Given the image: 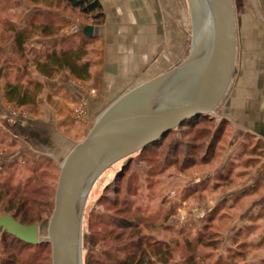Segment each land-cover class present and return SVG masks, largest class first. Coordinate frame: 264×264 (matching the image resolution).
Here are the masks:
<instances>
[{"label": "rangeland", "instance_id": "rangeland-1", "mask_svg": "<svg viewBox=\"0 0 264 264\" xmlns=\"http://www.w3.org/2000/svg\"><path fill=\"white\" fill-rule=\"evenodd\" d=\"M22 1L0 0V46L5 44L10 34L5 30L11 23L10 20L14 17L18 19L19 11L10 13L7 11L8 7L19 8ZM28 3L43 8L31 1ZM236 3L238 7L237 19L241 17L242 13H246L249 8H252V0H236ZM161 6L164 7L168 29L171 30L177 50H179L178 43L181 32L184 39L186 36L188 37L185 56L179 58L177 52L175 60L173 59L175 62L173 67H175L189 56L193 48L194 13L190 0H161ZM33 13L34 10L28 17V21ZM53 14L57 17L46 16L44 18L48 20L54 18V22L63 25L59 33V45L66 46V42L69 41L77 42L85 35L81 33L82 28H85L82 21L88 23L89 20H86L78 11H72L68 6L61 4L54 6ZM0 51H5L4 46ZM1 56L5 59L4 55L1 54ZM16 106L11 109V112L6 113V119L19 126L18 124H23L24 111ZM78 109L85 110L86 114L83 118L77 116ZM217 110L218 108L215 111ZM75 115L81 121L87 119V104L85 102L75 109ZM214 115H211L212 119L209 120H203L205 117L195 118L201 120L198 127L192 129L189 125L179 126L162 140V146H156L149 152L139 151L133 154V159L123 174L120 175V170L127 159L120 160L102 173L95 181L85 205L82 235L84 262L87 257L104 254V251L109 249V247H104L109 239L104 242L101 239L102 235L109 236L117 218L124 216L132 220L134 227L131 228L127 226L128 224L123 223L121 228L116 229L117 233L127 234L120 240V244L124 240H128V235L131 232L135 233L138 230L141 231L140 237L148 242H154L157 239H180L175 259L169 263L157 262V264H175V260L180 259L181 255L186 252L184 238L192 240L193 246L197 249L196 255L202 264H264V202L254 204L251 210H247L252 203L245 201L254 197L257 187L246 190L247 195L251 197L241 198L239 195L233 201V208L228 206V201L223 209L218 207L217 215L212 207L213 202L204 204L205 202L202 203L198 200L205 195L201 193V186L199 187L195 183L197 180L194 169L196 164L201 163L208 144L213 142V136L218 134L221 126H224V131L222 130L220 136L221 142L216 144L215 156L218 147H223L230 142L228 138L231 136V132L226 129V121L223 122L221 117L218 118ZM0 119L2 122L3 118L0 117ZM192 120L188 122L190 123ZM2 125L0 123L2 131L0 133V179L13 184L25 181L31 174L32 167L39 166L47 173L44 179L46 188L41 197L44 200H50L53 185L55 184V190L57 188L63 160L75 144L87 136L89 126L80 125L84 127H82L83 132L78 136H76L78 133L69 131L67 132L68 137L53 138L52 142L55 148L48 152L33 146L35 141L21 134L17 126L13 127L12 131H5L7 132L5 133ZM224 132L226 133L224 134ZM191 142L197 143L198 147L192 149ZM174 147L175 149H173ZM45 148L47 147L44 146ZM191 154L192 158L189 157L186 165L188 170H183L186 155ZM213 188L215 187L209 185L206 190L211 191ZM41 213L45 219L38 222L40 243L34 247H28L21 243L13 245L14 250L19 251L18 264H52V246L47 241H41L48 235L47 222L52 214L46 217L45 212ZM211 213H214L216 217L209 219ZM2 215L4 214L0 210V217ZM151 216H154V220H150ZM208 223L212 224V228H205V224ZM227 225L230 228H227ZM240 226L246 227L243 233L236 235L238 230H235L236 234H233L234 228L232 227L238 229ZM247 226H252V228L247 229ZM204 230L206 237L202 236L198 241L196 238ZM3 235L4 232L0 230V260L12 252L7 248L12 238L4 241ZM235 236L238 238L235 239ZM209 241L213 242V245H208ZM27 256L31 260L25 261Z\"/></svg>", "mask_w": 264, "mask_h": 264}, {"label": "crops", "instance_id": "crops-1", "mask_svg": "<svg viewBox=\"0 0 264 264\" xmlns=\"http://www.w3.org/2000/svg\"><path fill=\"white\" fill-rule=\"evenodd\" d=\"M99 2L105 14L104 23L97 25L81 20L85 28L88 25L95 27L93 44L87 56L91 65L89 80L78 79L68 70L52 79L43 78L45 89L37 104L18 107L4 96V66L0 65V117L3 118L0 123L3 124V132H10L17 126L6 119V113L16 106L24 111L23 124L17 126L21 134L33 139V146L37 149L52 151L55 148L53 138L68 137L69 131L78 133V136L86 125L90 130L102 110L119 95L170 70L175 64L173 59L177 52L179 58L185 56L188 37L184 39L181 32L177 50L161 0ZM251 7L236 21L233 79L215 112L218 118L227 121L230 142L218 147L217 155L209 163L195 168V183L201 186V193L205 195L198 200L204 204L213 202L216 215V209H223L227 201L228 206L233 208V201L239 195L241 198L251 197L246 193L250 188L258 189L253 198L245 200L252 203L247 210L264 202V0H252ZM8 8L10 13L19 11L18 19L14 17L10 20L17 29L27 26L33 10L41 9L27 0H23L19 8ZM237 8L236 3V15ZM45 11L54 12V8ZM84 29L81 32L83 35ZM59 33L51 37L36 35L28 45L39 49L58 44ZM14 39L12 31L3 44L5 51H0L5 56L4 63L12 54ZM82 102L87 104V119L81 121L75 115V109ZM44 146L47 148L44 149ZM209 185L215 188L206 190ZM215 214L211 213L213 217L209 216V219L216 217ZM227 228L230 226L227 225ZM232 228L234 234L237 229Z\"/></svg>", "mask_w": 264, "mask_h": 264}, {"label": "water", "instance_id": "water-1", "mask_svg": "<svg viewBox=\"0 0 264 264\" xmlns=\"http://www.w3.org/2000/svg\"><path fill=\"white\" fill-rule=\"evenodd\" d=\"M190 1L195 36L189 56L119 95L63 160L48 235L41 239L52 246V264H84L85 205L103 172L189 120L214 115L223 102L235 70L236 0ZM94 31L88 25L84 34ZM0 230L40 243L38 224L25 225L9 214L0 217Z\"/></svg>", "mask_w": 264, "mask_h": 264}, {"label": "trees", "instance_id": "trees-1", "mask_svg": "<svg viewBox=\"0 0 264 264\" xmlns=\"http://www.w3.org/2000/svg\"><path fill=\"white\" fill-rule=\"evenodd\" d=\"M35 4L42 6L43 8L35 11L27 26L23 29H17L10 23L5 30L11 33H15V39L12 46V54L10 58L4 63L5 59L0 54V65L4 66L2 83L4 89V96L9 103H13L19 107L36 105L39 96L45 89V83L43 78L52 79L57 77L61 72L68 70L76 78L81 80H89L91 78L90 62L87 60V56L90 52V48L93 44V36H87L78 39L74 42H66V46L59 44L52 45L45 48L29 47V42L36 35L43 37H51L57 35L62 26L58 22L48 20L44 18L46 16L57 17L53 12H46L45 9L54 8V6L66 5L72 11H78L86 20L93 24H103L105 20V14L103 7L99 0H27ZM45 8V9H44ZM4 31V30H3ZM20 76V78H18ZM211 115L206 116L203 120H209ZM202 120V121H203ZM201 120L193 119L190 123L186 122L181 126L189 125L194 129L198 127V123ZM223 122L225 120L223 119ZM227 125V121L225 126ZM224 126L220 127L218 134L213 136V142L208 144L206 153L202 156V161L198 165L207 164L215 157L216 144L221 142L220 136ZM172 131H170L165 137L159 141L149 145L140 152H149L156 146H162V140L165 139ZM226 132H224L225 134ZM220 141V142H219ZM192 149L198 147V144L191 142ZM175 149V147L173 148ZM185 164L183 170H188L187 164L191 155H186ZM126 162L121 167L120 175L128 168V164L132 161L133 155L126 158ZM184 163V162H183ZM195 165V166H196ZM196 168V167H195ZM194 168V169H195ZM182 170V169H181ZM46 171L41 170L39 166H33L31 174L25 181H20L16 184L9 183L7 180L0 179V210L3 214H9L17 219L19 222L25 225L38 224L42 221L44 216L41 212H45L46 217L50 216L54 209L55 204V184L52 187V197L50 200H44L41 196L43 190L46 188L45 176ZM42 194V195H41ZM41 207H43L41 209ZM154 216L150 217V220ZM133 228V222L131 219L124 216L118 217L117 222L112 225V230L109 236H103L102 240L109 239L106 242L108 250L104 251V254L98 256H89L86 258L84 264H157V262L169 263L175 259L176 252L180 246L179 240H165L157 239L154 242L144 241L140 237V230L128 235V240H124L120 244V240L123 239L126 233L116 232L117 228H121L122 225ZM212 224L208 223L205 228H212ZM252 228V226L248 227ZM246 227L240 226L236 235H241ZM117 233V234H116ZM201 235L196 238L198 241L202 236L206 237V231L200 233ZM4 241L12 238L7 248L12 252L0 260V264H18L17 255L19 251L14 250L13 245L21 243L28 247L37 246V244L27 243L15 235L4 232ZM139 236V237H138ZM138 237V238H132ZM145 238V237H144ZM235 239L238 236L234 237ZM185 240L186 254L181 255L180 259L175 260V264H202L198 256L196 255V248L192 244V240ZM214 241V240H213ZM175 242V243H174ZM49 244V242H47ZM219 244V243H218ZM208 245H213V242L209 241ZM7 249V250H8ZM155 257V259H154ZM31 260L29 256L25 261Z\"/></svg>", "mask_w": 264, "mask_h": 264}, {"label": "built area", "instance_id": "built-area-1", "mask_svg": "<svg viewBox=\"0 0 264 264\" xmlns=\"http://www.w3.org/2000/svg\"><path fill=\"white\" fill-rule=\"evenodd\" d=\"M76 113H77V116L81 117V118H83L85 116V114H86L85 110H83V109H78L76 111Z\"/></svg>", "mask_w": 264, "mask_h": 264}]
</instances>
